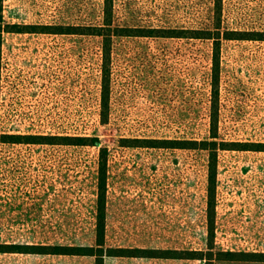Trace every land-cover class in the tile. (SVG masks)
<instances>
[{
	"label": "rangeland",
	"instance_id": "rangeland-1",
	"mask_svg": "<svg viewBox=\"0 0 264 264\" xmlns=\"http://www.w3.org/2000/svg\"><path fill=\"white\" fill-rule=\"evenodd\" d=\"M104 1L4 0V22L99 26ZM113 5L114 23L122 27L214 26L215 0ZM221 21L222 31L235 36L264 32V0H222ZM0 49V134L100 140L99 146L0 141V243L96 246L100 148L106 147L105 246L97 251L105 264H206L110 254L209 250V151L146 145L212 140L213 40L116 36L107 123L100 36L4 31ZM219 62L216 140L264 143V40L222 39ZM216 196L214 253H264V151L220 150ZM20 251L26 249L1 252L0 264L96 263L92 255Z\"/></svg>",
	"mask_w": 264,
	"mask_h": 264
},
{
	"label": "trees",
	"instance_id": "trees-1",
	"mask_svg": "<svg viewBox=\"0 0 264 264\" xmlns=\"http://www.w3.org/2000/svg\"><path fill=\"white\" fill-rule=\"evenodd\" d=\"M4 0H0V46L4 31L7 32H49L60 34H88L97 35L102 38L103 58H104V75L102 81V122H108L109 113V96H110V58L111 46L116 36H162V37H195L213 40L214 49V66L212 94L214 97L211 111V138L212 140H169V139H148L149 147H166V148H190L204 149L209 151V179H208V231L210 245L209 250L204 251H183L177 255L176 250L154 249L144 251L149 255H139L142 249L134 248H117L114 249L113 256H148L156 258H184V259H202L206 264H215V260H246V261H264V253L258 252H233L218 251L214 253L213 243L215 240L216 230V190H217V172H218V153L220 150H255L264 151V143H240L234 141H217L218 138V108L216 102L219 98V59L222 39H242V40H264V32L257 33H239L237 31H222V0H215L214 8V26L206 29H168V28H144V27H122L114 23V5L113 0L104 1L103 21L99 26H82V25H21L8 24L4 22L3 14ZM1 58V49H0ZM1 70V69H0ZM1 76V74H0ZM1 92V85H0ZM25 138L28 141H22ZM28 142V143H64L76 145L99 146V137L89 136H46V135H12L0 134V141L3 142ZM139 140L137 139V142ZM243 144V145H242ZM141 146V145H133ZM248 146H252L249 147ZM100 176H99V201H98V218L96 227V246H73V245H13L0 243L1 252H18L19 248H24L28 253L38 254H61V255H92L96 256L95 264H105L103 253L97 251L104 250L105 233H106V185H107V148H100Z\"/></svg>",
	"mask_w": 264,
	"mask_h": 264
}]
</instances>
